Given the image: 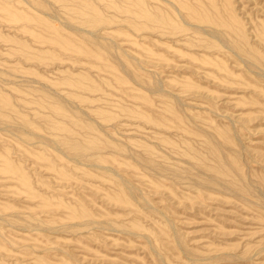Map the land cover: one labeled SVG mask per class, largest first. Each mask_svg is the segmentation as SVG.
I'll use <instances>...</instances> for the list:
<instances>
[{"label":"rangeland","instance_id":"rangeland-1","mask_svg":"<svg viewBox=\"0 0 264 264\" xmlns=\"http://www.w3.org/2000/svg\"><path fill=\"white\" fill-rule=\"evenodd\" d=\"M0 264H264V0H0Z\"/></svg>","mask_w":264,"mask_h":264}]
</instances>
